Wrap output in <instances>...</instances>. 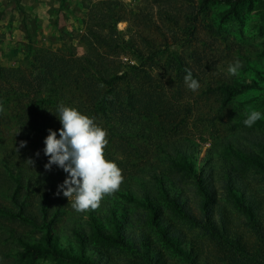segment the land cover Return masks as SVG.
I'll list each match as a JSON object with an SVG mask.
<instances>
[{
    "label": "trees",
    "instance_id": "16d2710c",
    "mask_svg": "<svg viewBox=\"0 0 264 264\" xmlns=\"http://www.w3.org/2000/svg\"><path fill=\"white\" fill-rule=\"evenodd\" d=\"M153 1L167 4L160 16L178 23L176 15L182 11L171 0ZM194 1L186 5V22H197L210 4H230L222 13L230 17L252 0ZM124 15L120 2L97 0L81 36L85 55L77 56L71 48L30 47L26 53L33 55L27 64L0 66V242L8 235L20 249L17 257L27 264L42 257L70 264H117L109 256L110 247L132 251L144 264H264V134L236 130V145L225 137L220 142L227 154L210 151L197 168V145L164 136L174 114L150 71L160 50L144 35L135 44L119 34ZM241 64L240 86L258 88L264 80L261 60ZM237 89L221 84L224 106ZM61 103L106 130L105 159L111 160L106 154L141 147L145 136L150 144H143L152 149L145 154H154L169 168L149 164L141 176L129 175L116 191L105 194L96 209L60 224L66 197L58 194V185L66 175L42 176L26 155L44 154L48 130L61 127L51 113ZM65 228L67 235L61 234ZM146 228L156 230L178 262L166 258Z\"/></svg>",
    "mask_w": 264,
    "mask_h": 264
},
{
    "label": "rangeland",
    "instance_id": "374dc122",
    "mask_svg": "<svg viewBox=\"0 0 264 264\" xmlns=\"http://www.w3.org/2000/svg\"><path fill=\"white\" fill-rule=\"evenodd\" d=\"M116 1L120 2L125 11V20L117 26L119 34L125 39H132L135 44H140L144 35L160 50L156 56L158 62L150 71L155 78L158 77L157 80L163 86L165 102L170 105L174 114L172 117L170 115L172 119L163 129L166 133L164 136L197 145V149H194L197 152L194 155L198 158L197 168L210 151L217 150L220 154H227L220 147V142L225 137L236 145L234 135L240 128L264 134V117L252 127L243 124L248 111L257 109L264 113V80L258 88H244L239 82L243 71L239 70L235 76L227 71L229 63L238 60L241 64L248 59L261 60L264 69V0H252L236 13L231 11L230 17L222 14L229 10L230 4H210L205 14H199L197 22H186L188 17L184 11L190 0H171L172 5L182 11L176 15L177 24L160 16L164 7L168 9L167 4L153 0ZM96 2L97 0H0V66L9 68L27 64L33 55V52L26 53L30 47L33 50L42 48L68 51L71 48L77 56L85 55L86 47L81 36ZM196 2L199 1L195 0L194 3ZM191 17L192 15L189 16ZM190 25L193 27L189 28ZM133 56L136 54L132 53L131 57ZM185 69H190L193 77L198 80L200 87L196 91L185 84ZM223 83L238 87L227 106L222 104L219 97V88ZM146 138L143 137L141 147L133 151L127 149L126 154H106L121 169L122 180L133 175L141 176L142 169H149V164L169 168L166 161L157 160L154 154H145L146 150L152 153ZM199 148L200 151H197ZM26 156L29 160L31 158L33 169H41L42 176L46 173H64L55 165L46 169L48 157L45 154ZM70 200L67 197L62 200L66 214L60 224L68 216L82 214L71 207ZM15 227L22 229L16 225ZM146 230L166 258L178 262L177 256L158 239L156 230ZM67 233L70 232L66 228L61 231V234ZM195 235L194 231L193 236L196 237ZM4 236L8 240L0 242V264H27L17 257L20 250L17 244L8 235ZM63 242L66 244V241ZM108 249L109 256L117 264H144L126 248ZM30 264L70 263L42 257Z\"/></svg>",
    "mask_w": 264,
    "mask_h": 264
},
{
    "label": "clouds",
    "instance_id": "9594fccd",
    "mask_svg": "<svg viewBox=\"0 0 264 264\" xmlns=\"http://www.w3.org/2000/svg\"><path fill=\"white\" fill-rule=\"evenodd\" d=\"M240 61L229 63L228 73L237 75ZM184 82L189 89L196 91L200 84L190 69H185ZM53 113L59 120L58 130L49 129L44 138L43 152L48 157L46 169L53 165L66 173L65 179L58 185V194L68 198L76 212L96 209L105 194L116 191L121 182V169L114 161L104 157L107 144L106 130L96 125L91 117L78 109L58 104ZM264 117L260 110L246 113L243 124L252 127ZM25 142H21L23 147ZM38 155V153H37ZM29 163L33 162L29 160Z\"/></svg>",
    "mask_w": 264,
    "mask_h": 264
}]
</instances>
